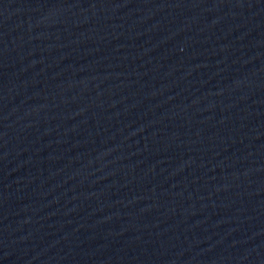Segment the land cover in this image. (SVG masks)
I'll use <instances>...</instances> for the list:
<instances>
[{"label": "water", "instance_id": "water-1", "mask_svg": "<svg viewBox=\"0 0 264 264\" xmlns=\"http://www.w3.org/2000/svg\"><path fill=\"white\" fill-rule=\"evenodd\" d=\"M0 264H264V0H0Z\"/></svg>", "mask_w": 264, "mask_h": 264}]
</instances>
